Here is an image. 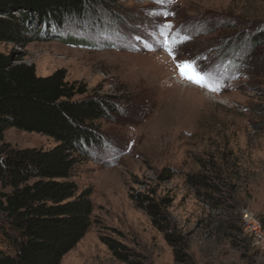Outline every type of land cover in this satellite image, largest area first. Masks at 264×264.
<instances>
[{"label":"rangeland","instance_id":"rangeland-1","mask_svg":"<svg viewBox=\"0 0 264 264\" xmlns=\"http://www.w3.org/2000/svg\"><path fill=\"white\" fill-rule=\"evenodd\" d=\"M118 4L119 15L106 14L108 24L90 32L66 25L25 47L0 45L38 77L61 71L86 96L116 99L118 114L99 122L102 148L72 170L69 180L91 191V225L59 264H264V248L243 233L240 219L246 209L264 224V49L249 44L264 28V0ZM166 23L170 46L186 40L178 59L196 58L222 91L180 79L177 60L160 48L157 26ZM3 143L55 146L13 128ZM152 200L167 214L165 231L145 210Z\"/></svg>","mask_w":264,"mask_h":264},{"label":"trees","instance_id":"trees-1","mask_svg":"<svg viewBox=\"0 0 264 264\" xmlns=\"http://www.w3.org/2000/svg\"><path fill=\"white\" fill-rule=\"evenodd\" d=\"M119 8L118 0H0V45L25 47L66 25L90 32ZM249 44L264 49V28ZM64 78L61 71L38 77L21 56L0 51V264H59L91 225V191H79L69 179L75 165L102 148L99 122L111 121L118 108L115 97L86 96L84 85ZM10 128L48 137L55 146L12 149L3 143ZM145 210L167 230L163 205L152 200ZM116 245L108 244L118 255Z\"/></svg>","mask_w":264,"mask_h":264},{"label":"snow or ice","instance_id":"snow-or-ice-1","mask_svg":"<svg viewBox=\"0 0 264 264\" xmlns=\"http://www.w3.org/2000/svg\"><path fill=\"white\" fill-rule=\"evenodd\" d=\"M157 2H159V0H157ZM167 2L169 4H172L175 2V0H167ZM151 14L155 15V13H151ZM169 15H174V13H171V12L163 13L164 18H167ZM157 27L159 29L158 35H160L161 41H162L160 48H163V50L167 51L170 57L177 60L176 69H177L180 79L186 81L187 83L192 84L195 87H199L213 94H218L220 91L223 90L224 86L219 84L217 81H215L212 78L213 74L207 68L201 66L199 61L196 58L193 57L187 60H179L178 55L174 54V53H179L181 45L185 43L186 40L181 41L180 44L175 45V46H170L168 44L167 39H166L168 33L165 30L171 29L172 28L171 24L166 23L163 25H159ZM119 34L122 37H124V39L126 40L130 39L128 37H125L122 32H120ZM190 38L191 37H188L187 39H190ZM155 50H159V49H155Z\"/></svg>","mask_w":264,"mask_h":264},{"label":"built area","instance_id":"built-area-1","mask_svg":"<svg viewBox=\"0 0 264 264\" xmlns=\"http://www.w3.org/2000/svg\"><path fill=\"white\" fill-rule=\"evenodd\" d=\"M240 219L243 233L248 235L259 248H264V224L262 220L246 209L240 212Z\"/></svg>","mask_w":264,"mask_h":264},{"label":"bare ground","instance_id":"bare-ground-1","mask_svg":"<svg viewBox=\"0 0 264 264\" xmlns=\"http://www.w3.org/2000/svg\"><path fill=\"white\" fill-rule=\"evenodd\" d=\"M182 84H183L184 86H186V87H187V84H184V83H179V85H182ZM183 85H182V86H183ZM182 89H185V87H184V88L182 87ZM189 90H190V89H189ZM207 94L209 95V93H207Z\"/></svg>","mask_w":264,"mask_h":264}]
</instances>
